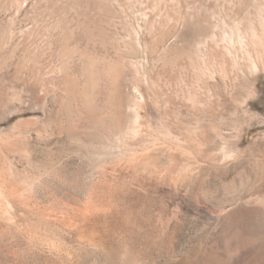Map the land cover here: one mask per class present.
I'll return each instance as SVG.
<instances>
[{
    "label": "rangeland",
    "instance_id": "obj_1",
    "mask_svg": "<svg viewBox=\"0 0 264 264\" xmlns=\"http://www.w3.org/2000/svg\"><path fill=\"white\" fill-rule=\"evenodd\" d=\"M0 264H264V0H0Z\"/></svg>",
    "mask_w": 264,
    "mask_h": 264
},
{
    "label": "bare ground",
    "instance_id": "obj_2",
    "mask_svg": "<svg viewBox=\"0 0 264 264\" xmlns=\"http://www.w3.org/2000/svg\"><path fill=\"white\" fill-rule=\"evenodd\" d=\"M90 8V7H89ZM94 10V9H93ZM101 14V13H100ZM83 24V23H82ZM110 73H112L111 71H110ZM91 85V84H90Z\"/></svg>",
    "mask_w": 264,
    "mask_h": 264
}]
</instances>
